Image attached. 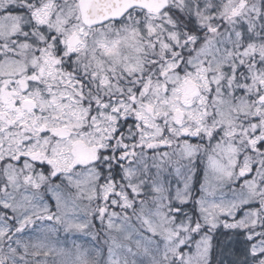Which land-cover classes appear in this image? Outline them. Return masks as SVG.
<instances>
[{"label":"snow or ice","instance_id":"6c2138e0","mask_svg":"<svg viewBox=\"0 0 264 264\" xmlns=\"http://www.w3.org/2000/svg\"><path fill=\"white\" fill-rule=\"evenodd\" d=\"M0 264H264V0H0Z\"/></svg>","mask_w":264,"mask_h":264}]
</instances>
